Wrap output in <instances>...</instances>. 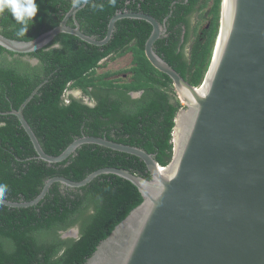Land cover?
Returning a JSON list of instances; mask_svg holds the SVG:
<instances>
[{"label":"trees","instance_id":"trees-1","mask_svg":"<svg viewBox=\"0 0 264 264\" xmlns=\"http://www.w3.org/2000/svg\"><path fill=\"white\" fill-rule=\"evenodd\" d=\"M79 0L75 18L80 29L97 39L105 36L109 19L118 11H142L164 25L154 51L190 84H201L208 69L218 32L221 0ZM72 0H36L38 10L25 35L5 10L0 33L31 40L56 26ZM198 12L191 28V18ZM204 13L209 16L205 27ZM206 23V22H205ZM73 25V20L67 21ZM151 32L145 20L122 18L111 39L92 45L68 33H59L46 46L29 53H14L0 45V184L3 198L28 201L45 180L65 176L78 181L102 167H118L147 179L150 174L138 157L96 144H83L57 163L34 158L30 139L13 114L37 86L23 108V116L42 149L58 155L75 138L100 136L142 148L162 166L172 156V130L180 108L171 79L154 68L144 53ZM191 43V44H190ZM190 46L188 47V45ZM188 48V50H187ZM130 52V80L117 82L113 72L97 73L99 62ZM36 59V63H31ZM118 73V71L114 72ZM81 89L93 100L67 96L68 88ZM141 93L132 97V92ZM142 195L128 180L101 174L80 188L54 182L43 199L29 207L0 204V264H83ZM77 227V238L61 232Z\"/></svg>","mask_w":264,"mask_h":264},{"label":"water","instance_id":"water-1","mask_svg":"<svg viewBox=\"0 0 264 264\" xmlns=\"http://www.w3.org/2000/svg\"><path fill=\"white\" fill-rule=\"evenodd\" d=\"M77 8V0H72L56 26L31 40L0 33V45L14 53H29L46 46L59 33H68L100 46L111 39L117 20H145L151 25L145 56L171 79L184 103L174 118L171 159L162 166L142 148L85 134L58 155L47 154L22 112L37 86L17 109L3 112L16 116L32 143L34 158L57 163L83 144H96L138 157L150 178L107 166L78 181L52 176L31 200L2 197L0 204L33 206L54 182L80 188L101 174H114L135 185L143 199L83 264H264V0H221L211 60L198 86L154 51L166 18L159 23L142 11H118L109 19L105 36L97 39L80 29ZM69 18L73 25L67 24ZM78 235L75 226L60 236Z\"/></svg>","mask_w":264,"mask_h":264},{"label":"rangeland","instance_id":"rangeland-1","mask_svg":"<svg viewBox=\"0 0 264 264\" xmlns=\"http://www.w3.org/2000/svg\"><path fill=\"white\" fill-rule=\"evenodd\" d=\"M211 3H212V0H209L207 3V7L204 9L205 11L208 10V8L211 6ZM197 15H198V12H196L191 18V28L196 24V22L198 20ZM203 16H204L203 18H205V17L207 18L205 20L206 23L204 22V24H205L204 26L206 27L208 22H209L208 21L209 16L207 13H204ZM190 44L188 45V47L190 46ZM187 50H188V48H187ZM131 60H132V55L130 52L125 53L122 56H117V57H113V55L109 56L107 58L102 59L99 62V65L96 69V72L99 74V73H103L106 71H110V72H113V74H111V76L109 78H112V79L116 80L117 82H125V81L127 82L130 80L131 73L130 72H123L122 70L128 69L132 66ZM116 71H118V73H114ZM69 91L77 92V88L66 89V92H69ZM79 96L80 95L78 94V97ZM176 98L180 102V108L183 107L184 103L178 99L177 95H176L175 99ZM69 237L75 238L74 236H69Z\"/></svg>","mask_w":264,"mask_h":264},{"label":"clouds","instance_id":"clouds-1","mask_svg":"<svg viewBox=\"0 0 264 264\" xmlns=\"http://www.w3.org/2000/svg\"><path fill=\"white\" fill-rule=\"evenodd\" d=\"M111 3L115 4V0H111ZM5 10L9 11L13 18L21 24L20 34L25 35L30 25L29 21L32 22L37 13L38 5L36 0H0V14L4 13ZM67 96H65V101H68ZM7 190V185L0 184V198Z\"/></svg>","mask_w":264,"mask_h":264},{"label":"flooded vegetation","instance_id":"flooded-vegetation-1","mask_svg":"<svg viewBox=\"0 0 264 264\" xmlns=\"http://www.w3.org/2000/svg\"><path fill=\"white\" fill-rule=\"evenodd\" d=\"M69 19H72V18H69ZM68 19V20H69ZM32 60V59H31ZM30 60V61H31ZM31 63H33V62H31ZM35 63H36V61H35ZM68 89H73V88H68ZM65 93L67 94V95H71L72 97H74V98H81V99H83V101L84 102H86L87 104H89V105H93V100H91L88 96H85L84 97V94H83V92H82V90L81 89H77V92H73V91H69V92H66L65 91ZM65 94V96H67ZM78 94L80 95L79 97H78ZM132 96V95H131ZM132 97H135V96H132ZM137 97V96H136Z\"/></svg>","mask_w":264,"mask_h":264}]
</instances>
